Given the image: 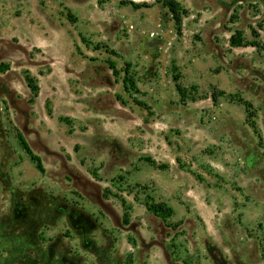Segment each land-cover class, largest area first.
<instances>
[{
    "label": "rangeland",
    "instance_id": "374dc122",
    "mask_svg": "<svg viewBox=\"0 0 264 264\" xmlns=\"http://www.w3.org/2000/svg\"><path fill=\"white\" fill-rule=\"evenodd\" d=\"M164 1L0 0V264H264V0Z\"/></svg>",
    "mask_w": 264,
    "mask_h": 264
},
{
    "label": "trees",
    "instance_id": "16d2710c",
    "mask_svg": "<svg viewBox=\"0 0 264 264\" xmlns=\"http://www.w3.org/2000/svg\"><path fill=\"white\" fill-rule=\"evenodd\" d=\"M163 5L173 15V20L175 21V24L177 26H179L180 22H181V18H180L181 11L179 9L178 4L172 0H167V1L163 2ZM229 43L233 47H239V46L245 45V42H244L240 32H237L235 35H233L230 38ZM251 45L257 46L258 44L256 42H253ZM111 68H113L112 65H111ZM122 84H123V89L126 93L130 94L131 92L134 91V84H133L132 78L128 75V71L124 72ZM29 87L33 88L34 86H32L29 83ZM35 90L36 89L34 87V92H35ZM178 90L182 91L180 88H178ZM243 106L245 107L247 115L251 116V113L249 111L250 105L247 104L246 102H244ZM251 127L255 131V126L253 123L251 124ZM17 139H18V142H19L20 146L22 147L23 151L25 152V154L29 158V160L35 164L36 169H38L40 172H42L43 170H42V166L40 163V159L32 153V151L30 150V148L28 147V145L26 144V142L24 141V139L22 138V136L20 134H17ZM145 208L149 213L153 214L154 216L160 217L162 219H165L171 215V210L163 203H157L156 204V203H153L152 201H150V202L145 201ZM126 222H127V219L124 215L123 223H126Z\"/></svg>",
    "mask_w": 264,
    "mask_h": 264
}]
</instances>
